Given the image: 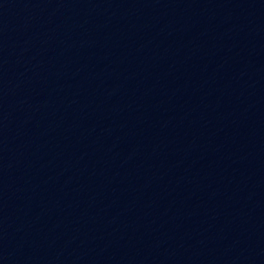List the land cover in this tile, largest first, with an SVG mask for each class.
Instances as JSON below:
<instances>
[{
  "label": "water",
  "instance_id": "95a60500",
  "mask_svg": "<svg viewBox=\"0 0 264 264\" xmlns=\"http://www.w3.org/2000/svg\"><path fill=\"white\" fill-rule=\"evenodd\" d=\"M0 264H264V0H0Z\"/></svg>",
  "mask_w": 264,
  "mask_h": 264
}]
</instances>
